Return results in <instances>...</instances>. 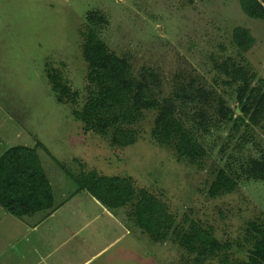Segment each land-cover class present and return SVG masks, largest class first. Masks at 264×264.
I'll return each instance as SVG.
<instances>
[{
	"label": "rangeland",
	"instance_id": "obj_1",
	"mask_svg": "<svg viewBox=\"0 0 264 264\" xmlns=\"http://www.w3.org/2000/svg\"><path fill=\"white\" fill-rule=\"evenodd\" d=\"M89 12L105 18L94 28L115 55L129 61L137 78L145 71L157 75L156 98H175L183 88L197 92L196 102L176 100V115L205 149L198 163L179 159L172 147L153 139L154 112L133 127L137 141L124 148L113 146L110 135L86 132L74 119L91 94L80 36ZM238 27L250 29L256 39L249 52L234 44ZM233 61L255 74V85L264 80V22L247 17L239 0H0V74H7L14 86L19 81L26 126L34 122L35 135L54 157L40 150L56 202L75 195L67 171L131 178L137 190H147L166 205L181 232L195 223L213 228L218 240L230 244L225 255L200 258L173 241L154 242L130 222L128 209L109 210L131 232L130 239L109 252L116 258L130 246L126 252L133 259L125 264H223L227 257L229 264L248 262L255 245L250 224L264 223V180L247 175L252 160H263L264 124L247 130L245 124L222 118L221 108L235 111V118L240 115L238 85L222 69ZM48 75L71 86L76 100L58 102ZM199 89L205 90V100ZM223 168L237 178L238 189L211 198V184ZM81 196L84 247L102 248L121 233L103 213L107 208L86 191ZM104 260L91 264L108 262Z\"/></svg>",
	"mask_w": 264,
	"mask_h": 264
},
{
	"label": "trees",
	"instance_id": "obj_2",
	"mask_svg": "<svg viewBox=\"0 0 264 264\" xmlns=\"http://www.w3.org/2000/svg\"><path fill=\"white\" fill-rule=\"evenodd\" d=\"M243 13L253 20L264 22V0H239ZM105 18L98 12L87 14V28L81 32L83 57L88 64L87 81L91 94L84 107L73 113L83 130L101 136H109L111 144L118 148L132 146L137 141L133 129L145 119L146 113L154 112L152 137L158 143L172 147L179 159L198 163L205 156L202 144L177 118L176 100L196 102V93L186 88L175 98L158 99L153 93L158 84L156 74L145 71L137 78L129 61L115 55L100 39L96 29ZM233 41L238 49L249 52L256 44L250 29L238 27L233 31ZM232 84H237V102L240 115L228 108H221L222 118L229 122L246 125V129L260 128L264 124V80H259L245 66L235 61L222 66ZM55 76L48 75L58 102L78 97L71 86L60 85ZM204 89L198 90L200 100L206 99ZM205 121L204 114H201ZM249 177L264 180L263 160H252ZM77 189L75 194L88 192L110 211L128 209L130 222L141 229L156 243L173 241L200 258L226 254L230 244L215 236L214 229H203L192 223L189 231L181 232L175 217L156 196L145 189L137 190L131 178L100 175L95 171L71 174ZM251 173V175H250ZM237 178L228 169H220L211 184L209 195L218 198L238 189ZM0 204L16 216H31L54 209L55 197L50 181L41 166L36 151L19 147L8 151L0 160ZM255 245L248 262L240 264H264V223L250 224ZM223 264H229L228 257Z\"/></svg>",
	"mask_w": 264,
	"mask_h": 264
},
{
	"label": "crops",
	"instance_id": "obj_3",
	"mask_svg": "<svg viewBox=\"0 0 264 264\" xmlns=\"http://www.w3.org/2000/svg\"><path fill=\"white\" fill-rule=\"evenodd\" d=\"M3 66L0 62V67ZM6 69L5 65L3 71L7 73ZM17 83L20 85L19 81ZM18 85H12L7 74H0V160L14 148L27 147L35 150L55 197V184L53 185L45 167L47 162L41 160L40 154L43 151L49 159L54 157L35 135L37 129L34 122H29L26 126L24 105L20 99L23 90L19 91ZM82 192L75 195L72 193L60 203L55 198L54 209L31 216H16L0 204V264H91L106 257L104 261L108 262L103 264H120V260L123 261L121 264L131 262L133 257H129L126 252L132 251L130 246H126L124 252L121 255L118 253L116 258L109 254L118 244L132 237L125 222L114 217L109 210L104 209L103 213L109 215L108 220L117 225L121 234L102 248L92 246L93 249L89 251L84 247V202L80 198ZM129 243H135V240Z\"/></svg>",
	"mask_w": 264,
	"mask_h": 264
}]
</instances>
